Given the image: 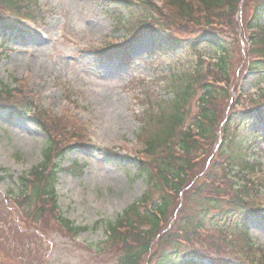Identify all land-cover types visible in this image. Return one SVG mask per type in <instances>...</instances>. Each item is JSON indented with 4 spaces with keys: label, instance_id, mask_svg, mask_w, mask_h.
<instances>
[{
    "label": "trees",
    "instance_id": "obj_1",
    "mask_svg": "<svg viewBox=\"0 0 264 264\" xmlns=\"http://www.w3.org/2000/svg\"><path fill=\"white\" fill-rule=\"evenodd\" d=\"M137 1L151 16V24L146 29L152 35L149 64L156 59V51L161 48L174 50L183 42L196 48L206 39L205 43L215 45V50L219 52L215 64L204 67L198 59L192 71H182L178 75L172 73L173 79H176L169 83L174 92L173 98L156 102L159 120L148 119L142 128L150 153L162 148L153 158L154 164L138 160V172L145 175L148 191L119 215L116 221L107 223V237L98 252L110 254L109 264H203L204 259H208L210 264H238L234 253L240 249L244 251L246 260L264 264V252L255 258L248 239V223L251 217L257 215L253 204L247 203L249 195L255 192L254 185H242L235 192L231 186H226L227 183L213 184L215 165L208 158L199 159L202 144L190 139L189 128L180 131L184 118L191 114L184 109L187 96L189 93L195 95L198 91V105L192 110V122L199 136L205 140H215V133L221 129L224 134L222 145L237 150L232 159L238 161L246 173L251 170L252 165L244 159L242 151L258 145L257 136L252 128L240 130V125L252 120L254 108L251 106L235 111L232 106L228 107V83L231 71L236 84L243 70L264 69V25L259 22L260 14L264 11V0L243 2L241 26L259 29L251 32L247 30L250 41L248 45L245 43L243 52L237 33L232 31L239 26L234 16L238 10V0H166L164 12L152 5L150 0ZM248 1L255 5L254 11L248 7ZM35 3V0H0V7L14 8L19 14L33 15ZM132 3L126 0L123 5L131 13L129 16H133ZM112 18L126 30L134 27L133 19L128 20L123 14L113 13ZM15 28L12 21L0 17L3 34ZM175 32H183L186 36L179 38ZM230 37L236 47L232 44L229 48V45L221 42V39ZM126 46L99 47L94 53L100 60L118 59L120 64H126L129 60ZM233 49L237 50L236 57ZM205 79L224 82L225 86L208 84ZM144 86H147V82ZM141 93L144 94V90ZM30 95L22 83L14 90L0 89V111L6 112L10 119L26 118L25 114L33 105ZM244 102H255L256 107L263 106L264 94L255 96V101L250 98ZM148 110L145 109L144 113ZM35 116L48 135L43 161L27 175L18 178L20 189L12 199L0 192V259L6 253L13 258L14 264L47 263L48 255L40 253L42 238L37 234L44 223H51L53 227L55 222L59 232L67 236L82 230L56 216L54 184L62 168L55 161L67 150L79 147L92 152L93 148L85 145L82 130L66 118L50 116L39 109H36ZM151 122L157 124L156 128ZM175 130L179 131L178 135L174 134ZM235 132L240 135L239 139L232 138ZM174 136L178 137L182 151L179 155L173 154L170 149ZM106 152L112 155L110 149H106ZM80 168L81 165L74 161L68 169L78 174ZM0 171L5 170L0 168ZM165 189L172 191V196ZM225 195H228L227 199ZM142 202L151 204L160 217L149 213L145 207H141L143 205H138ZM173 213L176 218L171 227H160L161 222H166L168 215ZM208 216L212 217L214 227L208 228L206 235H202ZM53 228L55 230V226ZM234 234L237 238L232 240L229 235ZM87 250L93 253L91 249Z\"/></svg>",
    "mask_w": 264,
    "mask_h": 264
},
{
    "label": "rangeland",
    "instance_id": "obj_2",
    "mask_svg": "<svg viewBox=\"0 0 264 264\" xmlns=\"http://www.w3.org/2000/svg\"><path fill=\"white\" fill-rule=\"evenodd\" d=\"M37 1L44 12V23L25 22L27 35L24 39L14 36L5 43L0 41V87L14 89L18 87L16 81L22 80L26 84L25 90L31 89L32 104H40L55 115H60L66 106L69 92L70 113L87 123L90 138L99 148L93 153L79 148L64 153L60 161L62 168L74 161L85 165L81 167V174L67 170L59 174L56 186L58 213L60 218L69 219L73 226L85 228L73 238L59 232L55 222V230L51 223H44L37 231L42 238L40 253L48 255L44 264H109L110 254L92 253L84 246L99 248L106 239L105 222L113 220L147 189L134 156V146L139 148L135 144L137 134L143 138L146 136L142 135L141 124L147 119L159 120L155 103L173 97L169 83L176 79L172 73L178 75L183 70L191 71V63L198 61L200 55L211 57L219 51L211 43L203 42L191 48L189 43L183 42L177 49L156 51V59L146 65L150 43L147 36H142L136 38L130 47L135 63L130 67H119L116 61H99L92 53L96 46L128 37L123 28L114 29L109 16L113 5H106L102 0ZM248 7L251 9L249 4ZM241 10L237 14L238 21L244 12ZM123 13L127 16L125 10ZM260 22L264 23V11L260 14ZM235 29L232 31L237 33L240 41L244 35L241 20ZM39 30L47 34L46 40L39 37ZM179 34L182 37L183 32ZM68 38L73 43H69ZM232 41L231 37L221 39L229 48L235 45ZM233 52L236 57L237 50L233 49ZM144 80L147 86L143 85ZM237 84V91L243 93L264 88V72H243ZM35 111L31 109L26 118L11 120L0 112V166L7 169V173L0 172V190L8 196L18 194L17 177L42 161L47 146V130L36 121ZM190 120L188 117L187 122ZM151 125L155 127L157 124L151 122ZM250 127L264 138L262 123ZM216 140L201 159L211 158L214 171L221 168L223 172L227 170L222 166L225 159L221 154L218 160L212 158L215 152L219 153ZM103 148H112L117 154L111 155ZM253 155L247 160L260 163L258 175L264 176V140ZM230 173L240 174L236 166L229 167ZM252 178L251 186L261 185L253 203L264 208V182H257L256 176ZM211 222H207L208 228L213 226ZM249 229L255 245L264 248V219L253 218ZM0 264H14V260L4 253Z\"/></svg>",
    "mask_w": 264,
    "mask_h": 264
}]
</instances>
